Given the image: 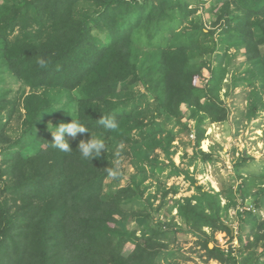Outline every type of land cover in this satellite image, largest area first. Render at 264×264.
<instances>
[{"label":"trees","instance_id":"1","mask_svg":"<svg viewBox=\"0 0 264 264\" xmlns=\"http://www.w3.org/2000/svg\"><path fill=\"white\" fill-rule=\"evenodd\" d=\"M3 5L0 115L6 110L7 119L0 118V264H163L172 223H154L151 209L135 208L144 189L140 191L136 179L124 177L114 149L107 147L137 142L133 135L139 130L145 141L154 138L153 148L170 153L174 136L160 138L162 127L155 116L148 123L139 119L144 100L133 91L137 85L154 96L167 117L178 123L195 120L194 128L186 125V130L195 134L196 146L211 123L229 117L224 88L230 91L247 81L253 90L264 89V0H15L10 7ZM206 8L216 15L210 29L191 18L194 28L177 32L184 18ZM17 28L21 36L11 40ZM218 32L227 36L211 49L217 52L216 61L199 62L210 50L202 37L213 38ZM137 41L152 52H141ZM240 45L256 67L245 69L246 77H238L236 68L228 82L233 61L229 50ZM40 58L47 68L39 67ZM8 74L22 83L20 97L13 99L11 90H1ZM250 105L249 118L264 110V99H249ZM70 114L90 132L76 138L66 134L73 151L64 153L51 146V131L71 122ZM14 116L17 128L7 133ZM102 116L114 117L118 129H104L98 121ZM91 133L106 145L102 156L93 160L82 158L76 149ZM150 152L144 157L147 162ZM195 157L214 160L212 152L202 149ZM247 158L242 155L243 161ZM166 166L173 168L169 176L188 174L173 161L152 166V174ZM243 166L238 164L237 171ZM112 175L128 184L108 197L104 186ZM239 177L243 182L236 191L226 185L214 195L200 193L175 201L171 209L194 228L232 234L219 217L221 198L230 202L226 209L236 206L234 192L247 198L254 185L262 184ZM177 190L170 187L164 197ZM261 190L257 207L239 214L243 229L264 230L258 211L264 208L263 184ZM133 217L139 224L130 230L127 222ZM126 234L131 239L124 242ZM208 241L204 246L213 259L221 264L235 259L233 251L210 247Z\"/></svg>","mask_w":264,"mask_h":264},{"label":"rangeland","instance_id":"2","mask_svg":"<svg viewBox=\"0 0 264 264\" xmlns=\"http://www.w3.org/2000/svg\"><path fill=\"white\" fill-rule=\"evenodd\" d=\"M14 3L15 0H0V4L8 7ZM191 18L203 23V26L199 24V27L210 29L212 21L216 19V15L208 11V8L206 10L200 9L197 15L184 18L182 24L178 26L177 32L193 29L194 24ZM2 22L4 20L1 17ZM196 27L197 25L195 24ZM20 30V28H17L10 33L9 37L11 40H16L17 37L21 36ZM170 35L167 32L166 38H170ZM226 36V34L218 32L214 34L213 38L205 39L202 37L201 42L209 46L210 50L203 57H200L198 61H208L209 63L216 61L217 52H212L211 49L216 41ZM136 45L141 52H152L149 50L152 48H147L146 44L143 45V43H138L137 41ZM229 53L233 61L229 67L231 70L226 77L228 82L233 80L232 77L236 68L238 72H241L238 77H246L245 69L253 68L255 65L246 60L244 47L241 45L232 47ZM233 55H236V57L234 58ZM203 73L206 78H209L210 74L207 68L203 69ZM6 76L8 78L7 83L3 84L4 88L1 90H11L9 95H12L13 99L20 97L22 83L9 74ZM27 90H29V87H27ZM133 91L136 93L137 98L143 97L144 100L143 102L141 101L139 106L141 113L139 119L148 123L155 116L153 119L162 127L160 138L166 140L167 135H169L168 137L174 136L170 146V153L168 155L160 146H154L153 148L154 138L145 141L141 138L139 130H136L133 135L137 142L109 146L107 149H114L113 151L117 155L116 163L119 170L125 174L124 177L136 179L138 183H141L140 191L144 189V194L138 200L135 208L143 209L144 206H147L148 209H151L154 223L158 220H167L172 223L167 248L162 252V263L221 264L211 257L204 246L207 239H209L207 243L210 246L212 245V247L219 246L227 252L233 251L235 259L222 264H234V262L237 264L262 263L264 261V230L258 227H255L253 231L247 228L243 229L245 225H241L239 214L242 211L252 210L257 207V199L262 194L261 185H264V176L260 175V173H264V110L254 117H248L251 107V105L249 106V99H264V89L256 88V90H253V87L247 81L240 83L230 91L224 88L222 90V98L227 102L230 109L229 117L225 121L211 123L207 128L206 138L201 142L200 146H196L197 141L191 137L193 133L190 135L186 130V125L188 128H194L195 120L184 118L182 121L185 123H178L175 118L167 117L160 110L154 100V96L146 92L145 87L137 85ZM227 91L228 93H226ZM184 109H186L185 106ZM2 113L3 115H0V118L2 116L3 119H7V111L2 110ZM16 128L17 119L14 116L6 132L10 133ZM197 149L212 152L214 160L204 162L201 159H196L195 151ZM245 151L249 156H246L248 157L247 160L243 161L242 155L245 156ZM149 152V161L147 162L144 157ZM172 161L181 169L188 171V174L181 172L180 174L169 176L171 171H173L172 166H166L164 170H156L152 174V166L163 167L164 165H171ZM241 163L244 166L238 172L237 165ZM239 175L246 177L250 181L262 184L254 185L250 192L251 195L247 198L241 197L234 192L236 194V206L230 205L226 209L230 202L224 196L221 198L219 217L221 221L229 224L232 234L211 227L194 228L179 216L177 209H171L175 201L185 202L187 199L200 195V193L214 195L226 185L236 191L243 182ZM127 184V179L119 181L112 175L105 182L104 194L110 197L114 195L113 193L119 187ZM173 186L178 187L177 192H170L164 197L167 190ZM216 201L218 202V199ZM258 211L262 214L263 220L264 208ZM137 224L139 223L136 217H133L127 222V227L133 230L138 227ZM129 239L131 238L127 234L123 237L124 242Z\"/></svg>","mask_w":264,"mask_h":264},{"label":"clouds","instance_id":"3","mask_svg":"<svg viewBox=\"0 0 264 264\" xmlns=\"http://www.w3.org/2000/svg\"><path fill=\"white\" fill-rule=\"evenodd\" d=\"M37 63L40 68H47V62L45 59L40 58ZM98 121L99 124L108 131H115L119 126L118 121L114 117L110 118L102 116ZM89 132V129L81 123L80 120L74 119L72 116L71 122H62L58 126H55L54 130L51 131V146L61 152L70 153L73 151V148L68 142V139H66V134L67 137L76 138L78 134ZM76 149L79 150L82 158L93 160L94 158H100L102 156L106 149V145L102 139L93 137L91 133V138L87 140L81 139Z\"/></svg>","mask_w":264,"mask_h":264},{"label":"water","instance_id":"4","mask_svg":"<svg viewBox=\"0 0 264 264\" xmlns=\"http://www.w3.org/2000/svg\"><path fill=\"white\" fill-rule=\"evenodd\" d=\"M244 154H245V156H249L246 151L244 152ZM210 247H212V245Z\"/></svg>","mask_w":264,"mask_h":264},{"label":"built area","instance_id":"5","mask_svg":"<svg viewBox=\"0 0 264 264\" xmlns=\"http://www.w3.org/2000/svg\"><path fill=\"white\" fill-rule=\"evenodd\" d=\"M192 137L194 138V134L192 135Z\"/></svg>","mask_w":264,"mask_h":264}]
</instances>
